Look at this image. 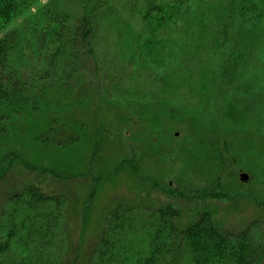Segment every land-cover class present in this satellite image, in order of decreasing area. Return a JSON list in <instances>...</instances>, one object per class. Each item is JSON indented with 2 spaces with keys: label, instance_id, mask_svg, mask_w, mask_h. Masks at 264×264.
<instances>
[{
  "label": "rangeland",
  "instance_id": "374dc122",
  "mask_svg": "<svg viewBox=\"0 0 264 264\" xmlns=\"http://www.w3.org/2000/svg\"><path fill=\"white\" fill-rule=\"evenodd\" d=\"M59 2L74 16L80 13V0ZM133 2L144 0H109L100 14L99 64L115 76L103 79L95 63L88 64L85 85L62 114L67 129L81 130L78 142L57 148L14 130L0 134V211L9 193L35 179L32 167L55 168L60 175L41 184L70 201L69 264L84 262L119 202L173 204L183 220L207 207L228 230L255 221L264 230V22L249 32L254 43L245 50L246 73L237 69L222 82L216 75L219 50L204 47L219 16L213 6L206 8L205 21L202 10L191 8L189 18L197 21L169 25L158 45L143 43L135 51L131 44L141 19ZM27 17L19 16L7 31ZM199 22L208 24L200 33ZM241 40L236 48L247 45ZM48 115L31 114L25 131L44 128ZM258 264H264V253Z\"/></svg>",
  "mask_w": 264,
  "mask_h": 264
},
{
  "label": "trees",
  "instance_id": "16d2710c",
  "mask_svg": "<svg viewBox=\"0 0 264 264\" xmlns=\"http://www.w3.org/2000/svg\"><path fill=\"white\" fill-rule=\"evenodd\" d=\"M108 1L80 0V13L74 16L59 0H0V134L14 130L16 136L39 146L57 148H69L80 140L81 130L67 129L62 114L77 88L85 85L90 62L95 63L98 73L103 72L101 78L115 76L99 64L96 49L103 24L99 18ZM263 4L262 0L133 2L141 29L134 32L131 45L135 51L143 43L152 48L169 25L197 21L189 18L191 8L202 10L205 16L206 8L213 6L219 16L204 47L219 50L216 75L227 81L237 69L246 73L245 50L254 43L249 32H256L264 22ZM24 13H28L27 19L7 31ZM199 23L202 28L198 33L208 28L206 22ZM239 36L242 40L237 43L247 45L236 48ZM225 42L234 43L233 48L224 46ZM202 44L199 42L198 49ZM38 112L52 116L49 119L48 115L41 130L25 131L24 123H31V114ZM10 154L17 156L14 151ZM32 168L37 172L35 179L9 193L8 206L0 211V264H69L70 201L66 194L41 184L43 178L60 174L55 168ZM199 213L183 220L182 211L173 204L147 207L144 203H116L81 264L260 263L264 230L257 221L233 231L223 227L216 211L205 207Z\"/></svg>",
  "mask_w": 264,
  "mask_h": 264
},
{
  "label": "water",
  "instance_id": "95a60500",
  "mask_svg": "<svg viewBox=\"0 0 264 264\" xmlns=\"http://www.w3.org/2000/svg\"><path fill=\"white\" fill-rule=\"evenodd\" d=\"M248 178H249V174L248 173H241V179L247 180Z\"/></svg>",
  "mask_w": 264,
  "mask_h": 264
}]
</instances>
